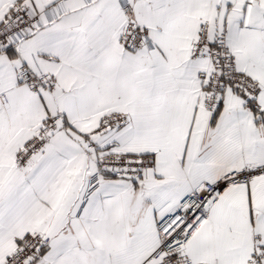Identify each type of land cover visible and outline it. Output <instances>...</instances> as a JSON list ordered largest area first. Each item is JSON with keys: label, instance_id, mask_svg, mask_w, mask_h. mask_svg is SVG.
I'll use <instances>...</instances> for the list:
<instances>
[{"label": "snow or ice", "instance_id": "1", "mask_svg": "<svg viewBox=\"0 0 264 264\" xmlns=\"http://www.w3.org/2000/svg\"><path fill=\"white\" fill-rule=\"evenodd\" d=\"M0 264H264V0H0Z\"/></svg>", "mask_w": 264, "mask_h": 264}]
</instances>
